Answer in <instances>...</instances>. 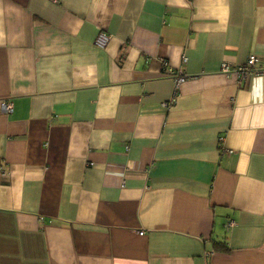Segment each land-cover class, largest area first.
I'll return each instance as SVG.
<instances>
[{"label":"crops","instance_id":"1","mask_svg":"<svg viewBox=\"0 0 264 264\" xmlns=\"http://www.w3.org/2000/svg\"><path fill=\"white\" fill-rule=\"evenodd\" d=\"M250 54L264 0H0V264H264Z\"/></svg>","mask_w":264,"mask_h":264},{"label":"built area","instance_id":"2","mask_svg":"<svg viewBox=\"0 0 264 264\" xmlns=\"http://www.w3.org/2000/svg\"><path fill=\"white\" fill-rule=\"evenodd\" d=\"M109 40H110L109 34H106L103 31H99L95 36L94 44L99 47H105L108 44ZM185 60L186 58L184 57L183 61ZM257 61H258L257 56L255 54H250L246 58L245 62L235 65L233 69L232 68L230 69L227 66L228 64L223 63L222 70L229 75L230 74L235 75L237 78H239V80L244 79L251 74H259V73L264 74V66L262 67L261 64L258 65ZM168 74L173 76V80L176 86H179L183 81H185L188 78L187 74H185L183 71L179 69H177V71L173 73L172 67L168 68ZM171 102L172 100H170L169 102H164L163 106L167 107ZM1 108L6 113H10L13 108L12 101L10 99L2 100ZM233 224L234 222L231 220L230 222L227 223V226H232ZM139 233H142V231H140Z\"/></svg>","mask_w":264,"mask_h":264}]
</instances>
